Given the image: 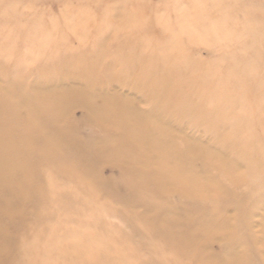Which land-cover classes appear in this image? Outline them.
Segmentation results:
<instances>
[{
  "label": "rangeland",
  "instance_id": "rangeland-1",
  "mask_svg": "<svg viewBox=\"0 0 264 264\" xmlns=\"http://www.w3.org/2000/svg\"><path fill=\"white\" fill-rule=\"evenodd\" d=\"M89 87L0 115V264H264V0H0V88Z\"/></svg>",
  "mask_w": 264,
  "mask_h": 264
},
{
  "label": "bare ground",
  "instance_id": "bare-ground-1",
  "mask_svg": "<svg viewBox=\"0 0 264 264\" xmlns=\"http://www.w3.org/2000/svg\"><path fill=\"white\" fill-rule=\"evenodd\" d=\"M101 51L102 49L97 50L95 53H99ZM88 68H91V66H89ZM84 75L85 73H80L78 77L82 80L83 78L85 79ZM87 80L91 81V79L88 76H87ZM9 83H12L11 79ZM35 89H36V84L34 85V90ZM88 90H89L90 95H88L87 93L88 95L87 97L84 95L87 91L85 92L84 90H81V89L78 90V89L73 88L70 91L65 90L62 93L56 92V93H52L49 95H47L48 94L47 93L46 96L43 95L39 98H36V97H33L34 95H27L21 89H17V88H15V90L12 89L9 94L5 89L0 88V103H2L0 104V115H4V117L9 119L8 114H11L14 109H17V111L21 115L24 112L25 114L28 113L27 120L25 121L26 124L24 125L25 131L30 132V133L31 131L38 133L37 131H40L39 129H45V130H48L52 135H53V132L58 133L57 137H61L66 142V145L68 144L67 141L71 142L72 144H75L77 140L75 138H71L68 135L71 131H68L69 127H68V123L66 119L67 117L64 118L66 107L70 103H73L79 100L83 104V106L86 107L90 115H91V108L94 107L95 108L94 115L101 118L103 114V112L101 111L102 110L101 106H103V104L106 103L107 100L116 101L115 97H110L109 99H107L105 94L98 92L96 94L97 96L96 99L98 102L94 105L93 99H91V87H89ZM3 98H6L4 100L5 102H1ZM37 110L40 111V113L39 112L37 113ZM123 114L127 115L126 113H123ZM129 120L133 121L131 119ZM37 121H41L44 127L40 125L37 126ZM1 123H4V122H1ZM1 127H4V126L1 124ZM57 127H59V129H57ZM0 130H2V128ZM4 131L6 130L3 129L2 133ZM33 145L34 143L28 145V147L30 146L31 149L33 150ZM4 147L8 148V144H5ZM6 177L9 178L10 175ZM140 190H143V189H140Z\"/></svg>",
  "mask_w": 264,
  "mask_h": 264
}]
</instances>
